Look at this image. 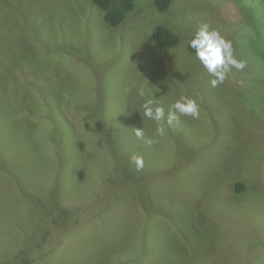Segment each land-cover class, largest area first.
<instances>
[{
	"label": "rangeland",
	"instance_id": "rangeland-1",
	"mask_svg": "<svg viewBox=\"0 0 264 264\" xmlns=\"http://www.w3.org/2000/svg\"><path fill=\"white\" fill-rule=\"evenodd\" d=\"M262 2L138 0L110 28L91 0H0V264H264ZM201 23L246 61L215 88ZM181 94L199 118L156 135L141 105Z\"/></svg>",
	"mask_w": 264,
	"mask_h": 264
},
{
	"label": "clouds",
	"instance_id": "clouds-1",
	"mask_svg": "<svg viewBox=\"0 0 264 264\" xmlns=\"http://www.w3.org/2000/svg\"><path fill=\"white\" fill-rule=\"evenodd\" d=\"M188 47L194 50L195 58L207 74L212 77L209 84L213 88L225 81L232 68L243 70L246 67V61L239 60L234 56L232 42L207 23L198 25L196 32L188 41ZM141 107L144 117L156 123L155 134L158 136L166 135L169 127L173 126L174 123H179L180 116L198 119L200 115V105L197 100L183 94L175 100L172 104V110L167 113L164 107L157 102V99L146 100ZM134 135L146 144L154 142L145 138L143 128L134 129ZM130 162L137 171L144 167L142 155L133 154L130 157Z\"/></svg>",
	"mask_w": 264,
	"mask_h": 264
},
{
	"label": "trees",
	"instance_id": "trees-1",
	"mask_svg": "<svg viewBox=\"0 0 264 264\" xmlns=\"http://www.w3.org/2000/svg\"><path fill=\"white\" fill-rule=\"evenodd\" d=\"M137 1L138 0H91L92 6L102 14L103 21L110 28H116L120 26L122 23H124L125 19L127 18L128 14L133 10L134 4ZM148 1H150L153 4L156 11L160 13L166 12L170 8L172 3L176 2V0H148ZM260 1L262 2L264 0H260ZM242 9L243 8H241V10ZM249 17L251 19L253 17V13L252 15L250 14ZM181 37L182 36L180 34L177 35L168 27L162 25L156 27L152 33V40L155 46L165 50L177 48L180 44ZM191 37L192 35L186 38L187 41L186 46L189 53L195 56L194 50L188 47V41L191 39ZM259 51L261 52L260 56H263L264 51H261V49H259ZM257 55L259 56L258 52ZM232 189L234 192L235 191L240 192V193L235 192L236 194H241L243 192H246V190L242 188L240 183H235L234 185L232 184L230 188V192H232ZM44 240L45 237H43L42 241L44 242ZM30 263H31V259H28L23 261L21 264H30Z\"/></svg>",
	"mask_w": 264,
	"mask_h": 264
}]
</instances>
